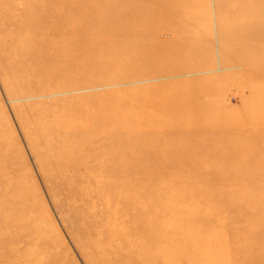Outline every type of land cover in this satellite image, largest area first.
Here are the masks:
<instances>
[{"label": "rangeland", "instance_id": "374dc122", "mask_svg": "<svg viewBox=\"0 0 264 264\" xmlns=\"http://www.w3.org/2000/svg\"><path fill=\"white\" fill-rule=\"evenodd\" d=\"M124 1V5L117 2V13L133 12L132 7L140 3L147 22L134 33L127 31L130 36L116 44L114 55L104 48L85 58L83 67L87 71L93 69L94 83L75 95H90L106 103H110V96L123 100L129 103L123 108L132 110L124 114L129 117L143 112L155 118L148 111H172L186 98L189 108L208 107L211 116L221 118L212 124L208 119L205 121L207 116H202L203 124L199 126L216 128L211 135L217 141L210 147V156L200 157L198 163L211 157L222 158V166L226 168L234 158L229 145L235 140L238 130L235 127L242 126L238 132L243 136L254 133L264 109L260 94H254L256 89L264 93V73H256L263 67L264 52L257 48L262 37L257 27L264 25V17L251 15L253 10L264 7V0ZM35 2L0 0V223L9 229L0 226V264H137L131 255L137 245L130 244V232L126 230L132 212L120 213L116 209L121 206L116 195L125 191L127 172L122 169L112 172L109 162L114 165V161L105 156L115 144L92 140L75 127L77 120L88 117L75 119L69 107L81 104H71L65 98L69 94L64 91L41 94L35 83L39 80L29 70L33 68L30 61L14 62L11 56L19 53L15 41L22 37L17 23L25 21L23 16L34 8ZM93 4L96 16L107 11L103 3ZM27 25L33 24L24 27ZM90 28L85 34L88 41L108 43L114 38L112 32ZM134 35L139 38L131 40ZM109 59L105 75L97 67ZM119 71L123 77L110 80ZM38 72L35 68L39 75ZM55 100L57 104L53 103ZM170 118L167 115L164 120L171 121ZM192 120L186 119L185 123L191 127ZM143 127L168 135L164 128L149 124ZM99 130V133L109 131ZM200 134L193 144H188L202 146L205 134ZM174 135L167 136L168 140L179 138ZM254 136L249 145L264 148L263 138L255 133ZM148 139L149 135L144 136L143 142ZM224 150H229V159L220 154ZM236 151L244 152L242 148ZM116 159L120 164L124 161V157ZM237 189L239 186L234 182L221 183L222 200L229 202ZM213 202L209 200L207 206H213ZM233 210L230 204L224 206L217 219L230 217ZM168 221L176 222L173 217ZM249 223L264 230V217L254 218L251 210H242L231 227H246ZM214 239L216 243L221 240ZM227 239L228 236L222 240ZM253 252L250 249L249 254ZM246 262L256 263L255 258Z\"/></svg>", "mask_w": 264, "mask_h": 264}, {"label": "bare ground", "instance_id": "6f19581e", "mask_svg": "<svg viewBox=\"0 0 264 264\" xmlns=\"http://www.w3.org/2000/svg\"><path fill=\"white\" fill-rule=\"evenodd\" d=\"M95 1L103 3L107 10L102 15L94 14ZM117 2L125 4L124 0H36L32 3L34 8L23 16L25 21L17 23L22 37L16 38L15 41L19 53L11 55L14 62L30 61L29 64L33 68L29 70L33 78H38L39 82H35L36 89L42 91L41 94H61V91H64L66 95L69 94L65 98L71 104L78 102L82 105L69 107V113L74 115L75 119L82 118V115L88 117L77 120L75 127L82 129L92 140H109L111 144H115L110 146L105 156L109 161H114V165L109 162L112 172L117 173L121 169L127 172L125 191L116 195L121 205L116 209L120 213L132 212V219L126 223V230L130 232V244L137 245L136 251L131 254L137 264H247L246 260L254 258L255 264L264 263V230L260 231L262 228L257 229L252 223L245 225L246 227H231V223L239 217L242 210H251L254 218L264 217V148L249 145V141L255 137L254 133L264 140V109L258 118V130L252 134L240 135L238 131H242V126L239 121L236 122L239 126L235 127L238 129H235V140L229 145L231 151H234V158L232 157L233 161L225 168L222 166V158L211 157L203 163H198L200 157L210 156V147L217 141L216 137L211 135L216 128L200 127L203 124L200 121L202 116H207L205 121L208 119L212 124L221 118L211 116L212 112L208 107L189 108L186 98L172 111H148L154 113L155 118L145 116L143 112L129 117L124 114L132 110L123 108L129 104L123 100H115V97L110 96V103H106L104 99L99 100L90 95H75L76 91L80 92L87 85L94 83L91 79L93 69L87 71L84 68L85 58L104 48L109 49L112 55L118 42L125 41L126 36H130L135 29H140L147 22L140 3L132 7L133 12L129 10L117 13ZM25 9L27 10V5ZM89 11L90 14L87 13ZM253 14L264 17V7L253 10L251 15ZM109 19L114 20L109 22ZM96 22L98 26L94 25ZM28 23L33 25L24 27ZM89 28L107 30L115 35L108 43L88 41L85 34ZM257 28L262 37L257 48L264 52V25ZM127 31L132 32L127 34ZM134 37L135 39H130L139 38L136 35ZM110 60L108 63L104 61L97 70L106 75ZM261 62L263 67L261 71L256 70V73H264V57ZM35 68L39 69V75L35 73ZM16 71L13 69V72ZM121 73L117 72L110 80L121 79ZM249 76L252 78L253 75ZM255 92L264 100V93H260L259 89H256L254 94ZM56 102L58 103L57 100L53 103L57 104ZM167 115L171 117L172 122L164 120ZM189 118L193 119L191 127L185 123ZM196 121L199 122L194 125ZM160 123L163 125L159 126ZM148 124L166 129L167 136L173 133L179 138L169 141L165 133L162 135L146 131L143 126ZM100 128L109 131L99 133ZM133 129L136 132L133 133ZM91 130L94 131L93 134H90ZM201 132L202 135L205 134L204 140H201L202 146L198 148L188 144H193ZM146 135H149V139L143 142ZM115 140L122 142L116 143ZM239 148L244 152L238 154L236 150ZM220 154L223 159H229V150ZM119 157H124L121 164L115 161ZM137 167L140 172L135 170ZM227 181L236 183L239 189L233 192L232 199L225 203L219 185ZM187 185L190 187L187 188ZM211 199L214 201L213 206L208 207ZM229 204L234 213L218 220L217 216L222 208ZM155 205H159V208L155 209ZM170 217L176 222H169ZM0 226L9 230L4 223H0ZM209 226L214 228L209 229ZM226 236L229 239L223 243L222 239ZM215 237L221 238L219 243L215 242ZM250 249L257 252L249 254ZM16 253L20 251L17 250ZM232 257H236V260Z\"/></svg>", "mask_w": 264, "mask_h": 264}]
</instances>
